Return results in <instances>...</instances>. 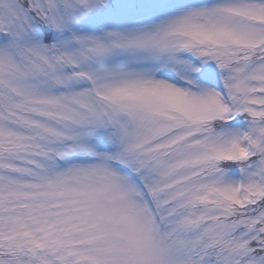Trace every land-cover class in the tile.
Returning <instances> with one entry per match:
<instances>
[{"label":"snow or ice","instance_id":"obj_1","mask_svg":"<svg viewBox=\"0 0 264 264\" xmlns=\"http://www.w3.org/2000/svg\"><path fill=\"white\" fill-rule=\"evenodd\" d=\"M0 264H264V0H0Z\"/></svg>","mask_w":264,"mask_h":264}]
</instances>
